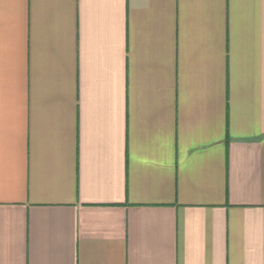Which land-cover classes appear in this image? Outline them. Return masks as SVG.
<instances>
[{
    "label": "crops",
    "instance_id": "0c3cea01",
    "mask_svg": "<svg viewBox=\"0 0 264 264\" xmlns=\"http://www.w3.org/2000/svg\"><path fill=\"white\" fill-rule=\"evenodd\" d=\"M0 264H264V0H0Z\"/></svg>",
    "mask_w": 264,
    "mask_h": 264
}]
</instances>
